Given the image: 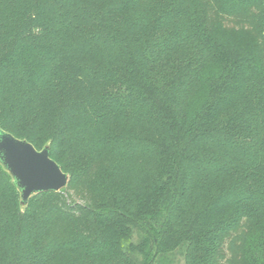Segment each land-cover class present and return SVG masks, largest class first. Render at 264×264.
Instances as JSON below:
<instances>
[{
    "label": "trees",
    "instance_id": "obj_1",
    "mask_svg": "<svg viewBox=\"0 0 264 264\" xmlns=\"http://www.w3.org/2000/svg\"><path fill=\"white\" fill-rule=\"evenodd\" d=\"M0 128V264H264V0H0Z\"/></svg>",
    "mask_w": 264,
    "mask_h": 264
},
{
    "label": "water",
    "instance_id": "obj_2",
    "mask_svg": "<svg viewBox=\"0 0 264 264\" xmlns=\"http://www.w3.org/2000/svg\"><path fill=\"white\" fill-rule=\"evenodd\" d=\"M0 163L11 175L24 206L30 196L39 192H58L68 183V175L50 157L49 146L36 149L0 128Z\"/></svg>",
    "mask_w": 264,
    "mask_h": 264
},
{
    "label": "rangeland",
    "instance_id": "obj_3",
    "mask_svg": "<svg viewBox=\"0 0 264 264\" xmlns=\"http://www.w3.org/2000/svg\"><path fill=\"white\" fill-rule=\"evenodd\" d=\"M227 24L233 25L231 21H226ZM138 237L136 234L132 236V242H137ZM162 264H184V247L181 246L171 252L170 254L164 255L162 258Z\"/></svg>",
    "mask_w": 264,
    "mask_h": 264
}]
</instances>
